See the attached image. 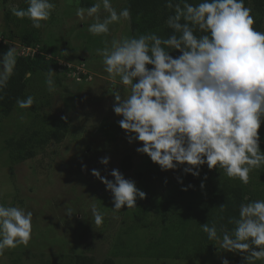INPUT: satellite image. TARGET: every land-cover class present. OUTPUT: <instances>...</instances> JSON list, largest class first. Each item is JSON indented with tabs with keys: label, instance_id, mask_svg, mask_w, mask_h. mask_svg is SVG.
Segmentation results:
<instances>
[{
	"label": "clouds",
	"instance_id": "1",
	"mask_svg": "<svg viewBox=\"0 0 264 264\" xmlns=\"http://www.w3.org/2000/svg\"><path fill=\"white\" fill-rule=\"evenodd\" d=\"M25 4L13 14L29 19L36 29L44 26L41 22L48 21L56 7L52 0H25ZM164 6L172 12L166 20L172 30L167 38L155 32L123 36L96 50L104 71L114 83L118 78L127 92L121 95L113 88L110 93L112 111L121 117L118 125L129 144L141 145L135 151L147 155L162 171L185 165L183 173L196 177L207 165L246 185L249 173L264 166L258 132L264 123V32L253 27L252 9L245 0L195 4L164 0ZM101 11L106 13L103 18ZM76 15L81 21L91 19L88 32L101 36L109 34L110 25L129 20L131 13L128 8L117 10L112 0H95L88 8H77ZM197 31L202 34L197 36ZM173 51L179 55L174 57ZM16 55L14 48L0 54V90L13 73ZM54 76L49 69L50 92L56 89ZM25 77L30 78L31 72ZM34 103L31 95L16 100L20 109ZM109 160L105 156L99 162L107 166ZM91 175L111 193L114 211L135 208L137 199L146 197L118 169L110 171L112 179L96 169ZM219 208L223 212L225 206ZM90 211L93 222L101 225L103 214L95 205ZM73 214V209L65 210V216ZM32 220L31 211L0 203V256L7 249L28 245ZM228 223L231 229H218L215 223L200 226L209 240L220 242L223 251L243 254V264L264 261V199L241 203L238 218L230 217ZM221 264L229 260L222 258Z\"/></svg>",
	"mask_w": 264,
	"mask_h": 264
},
{
	"label": "rangeland",
	"instance_id": "2",
	"mask_svg": "<svg viewBox=\"0 0 264 264\" xmlns=\"http://www.w3.org/2000/svg\"><path fill=\"white\" fill-rule=\"evenodd\" d=\"M80 1L52 0L56 7L49 20L41 22L44 25L40 28L41 38L48 45L56 47L57 56H67L68 61L60 57L59 61L63 66L75 67V72L72 74H67L63 70L54 72V77L60 79L61 83L56 85L55 91L50 92L48 88L45 91V86L36 84L28 89V95L33 96L35 102L41 104L38 111L40 116L66 117L70 121V134L61 144L50 145L43 152H37L35 160L20 163L9 169L0 167V203L18 205L33 213L32 239L27 246L20 245L5 250L4 255L0 256V264H11L13 260L16 262L12 264H43L46 260L54 262L57 256L70 257L79 253L102 259L110 257L112 252L116 251L119 242L117 240L120 238L119 230L123 222L130 223L129 219L124 221L127 207L123 206L120 211L112 209L114 205L111 193L105 190L104 184L91 175L93 169L100 171L101 176L112 179L110 171L119 170L122 159L131 154L133 170L127 173L125 178L135 181L136 184L138 172L149 170L158 172L165 182L159 183L160 178L157 176L152 179L153 187L149 188L148 193L144 191L152 203L138 201V204L145 208H151L160 202L161 198L169 196L173 186L178 182L177 178L182 180L185 175L182 171L185 165L179 166L176 170L162 171L147 155L135 151L141 146L138 142L128 143L125 132L118 125L121 117L112 111L113 97L110 95L113 88L119 89L121 95H127L125 86L119 84L118 78L115 83L110 79L109 74L103 69L102 58L96 53L98 48L106 46V42L110 44L114 38L130 36L128 22L121 20L109 26V34L93 36L87 30L92 20L81 21L76 15L77 8H81ZM117 2L119 1L112 0L113 7L118 10L121 3ZM22 5V0H10L6 5L0 0V54L9 48H14L15 52H18L19 46H22L17 39L8 40L7 37L3 39L1 35L7 33L4 24L5 13L8 11L15 17L14 9L22 8ZM104 15L106 13L101 11L102 18ZM78 75H87V78L82 82L81 79L78 80ZM111 122L116 123L115 127L120 133L114 138V142L109 137V132L104 134L102 131L103 123ZM20 126L22 117L16 111L9 118L0 119V142L8 136L15 134L18 136L22 133L16 132ZM258 132L260 143L264 146V123ZM105 156L110 158L107 166L99 162L100 158ZM82 165L86 166L83 171ZM255 170L249 173V182L253 185H256V178L253 177ZM78 175L86 181V185L78 183L76 180ZM11 187L16 190L13 188L9 192ZM93 205L103 214L104 220H107L108 227L102 234L95 232L92 224L94 222L90 210ZM67 208L74 211L73 216L69 218L73 217L78 223H82L83 215H86L85 226L80 224L75 228L72 222H67L68 216H65ZM150 214V219L156 217L155 213ZM143 233L144 230L136 233V239H140ZM138 257L116 260L120 258L117 257L115 260L117 264H147ZM222 258L228 260L233 258L237 264H243V256L237 257L235 253L223 249L204 264H221ZM260 262L264 263V261L256 263L262 264ZM195 263L162 262V264Z\"/></svg>",
	"mask_w": 264,
	"mask_h": 264
},
{
	"label": "trees",
	"instance_id": "3",
	"mask_svg": "<svg viewBox=\"0 0 264 264\" xmlns=\"http://www.w3.org/2000/svg\"><path fill=\"white\" fill-rule=\"evenodd\" d=\"M9 1L3 0V3L6 5ZM22 1V8H26L25 0ZM118 1L117 3H121L118 10L122 8L130 10L131 16L127 20L130 36L155 32L157 35L167 38L172 33L166 24L167 17L172 12L165 8L164 0ZM189 2L195 4L199 0H189ZM93 3L94 0H81L79 6L88 8ZM245 6L252 9L255 20L253 27L257 31L264 32V0H245ZM4 24L7 27V33L1 34L3 39L4 37H7L8 40L17 39L22 45L18 48L20 50L16 56L13 73L6 86L0 90V119L9 118L14 111L22 117V126L18 127L16 131L22 133H19L18 136L16 134L8 136L0 142V160L2 159L0 167L9 169L20 163L35 160L37 152H43L50 145L57 146L69 136L70 121L68 119L40 116L38 111L41 104L38 102L28 109H20L16 105V100L28 96V89L36 84L45 86L46 91L49 69L53 72L63 70L67 74H72L75 72V67L63 66L60 63L59 57L65 61H68V57L57 56L56 47L48 45L41 38V29L33 28L29 19L13 17L7 11L4 16ZM201 34L199 31L196 32L197 36ZM22 51L25 53L23 56L20 54ZM171 55L175 57L179 53L173 51ZM79 62L81 61L79 60ZM27 72H31L30 78L25 77ZM86 78L87 75L78 76V80L81 79L82 82ZM54 80L55 85L58 86L60 79L54 77ZM115 124L112 122L111 124L103 123L102 126L104 134L109 132V137L113 139V142L114 138L120 134ZM260 148L264 151V146L261 143ZM132 170V157L131 154H127L121 161L119 171L126 177L127 173ZM157 173L153 170L138 172L135 178L136 187L148 193L149 188L153 187L152 179L156 176L160 178L159 183H164V178ZM199 173V176L196 177L185 174L182 183L177 182L169 196L161 198L160 202L151 208H145L140 203L138 204V201L152 203L151 199L147 198V194L143 200L137 199L135 208H127L124 221L129 219L130 223L123 222L118 233L120 238L117 240L119 242L116 251L112 252L110 257L98 259L79 253L70 257L57 256L54 262L57 260L58 262L46 260L43 264H117L116 260L138 256L147 264L177 261L204 264L205 261L221 251V248L219 241L207 238V234L201 230L200 225L208 223L211 226L215 223L218 229L221 226L231 229L233 225L228 223L229 218H238L241 203H246L248 200L264 199V166L254 171L253 177L256 178V181L254 180L256 185L250 182L245 185L239 179L228 178L219 167L209 169L207 165H203L200 167ZM76 178L80 185H86V181L80 175ZM202 183L203 188H201ZM189 185L192 187H188ZM262 186L263 188H259ZM13 188L11 187L9 192ZM184 188L187 190H182ZM14 189L16 190V188ZM222 204L225 206L223 212L219 208ZM152 212L156 216L154 219H150ZM86 217L83 215L82 223L73 220V217H67V222H72L75 228L80 224L85 226ZM106 221V219L103 220L99 226L92 223L95 232L104 233L108 227ZM143 230L141 238L136 239L135 234ZM136 240L139 241L135 242ZM235 254L237 257H242L240 253ZM117 257L120 258L115 260ZM229 260L230 264H237L235 259L230 258ZM12 262L15 263L16 260L10 263L12 264Z\"/></svg>",
	"mask_w": 264,
	"mask_h": 264
},
{
	"label": "built area",
	"instance_id": "4",
	"mask_svg": "<svg viewBox=\"0 0 264 264\" xmlns=\"http://www.w3.org/2000/svg\"><path fill=\"white\" fill-rule=\"evenodd\" d=\"M25 52H26V51H25ZM20 54H21L22 56L25 55L24 51H22ZM26 54H27V53H26Z\"/></svg>",
	"mask_w": 264,
	"mask_h": 264
}]
</instances>
